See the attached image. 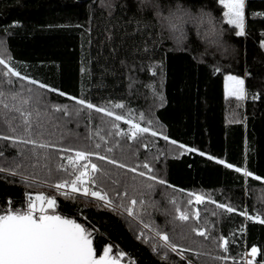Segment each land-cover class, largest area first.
<instances>
[{
  "label": "trees",
  "instance_id": "trees-1",
  "mask_svg": "<svg viewBox=\"0 0 264 264\" xmlns=\"http://www.w3.org/2000/svg\"><path fill=\"white\" fill-rule=\"evenodd\" d=\"M186 3L210 13L213 23L203 32L197 25L191 39L187 32H178L174 43H169L161 24L162 13L144 10L152 7L151 0L140 8L137 0H0V58L7 61L11 57L10 66L22 75L66 93L61 96L59 92L44 90L50 104H67L72 110L73 96L106 108L123 103V109L114 110L124 115L132 110L137 122L139 114L144 112L147 116L152 106L154 128L167 135L169 141H164L163 136L153 138L150 133L135 141L113 135L106 137L108 146L112 147L115 141H120V146L108 155L127 163H133V159L143 162L147 157L158 177L172 186L157 184L151 194L155 206L146 208L145 220L150 216L162 232L185 249V255L198 264H224L216 259L220 255L229 256L227 264H233L232 257L240 264L246 245H259L264 250V224L240 215L245 211L264 218V48L259 44L264 36V15L260 14L264 13V0H245L246 34L241 37L234 35L231 30L234 26L224 22L218 0H186ZM138 23L149 49L154 46L151 64L156 66L155 77L147 71L150 63L147 59L143 61L145 71H140L142 51L137 49L142 50L144 45L137 32ZM214 28L219 29V35ZM215 66H221L222 71L213 73ZM3 70L0 66V71ZM229 73L245 79L244 100L225 97L223 78ZM153 82L158 85L163 103L154 102L152 90L146 87ZM8 87L5 85L6 90ZM14 87L18 89L20 84ZM254 94L259 98L253 100ZM49 112L52 123L46 124L44 138L52 134L53 142L73 149L92 150L93 143L85 137L91 131L95 142H101L94 134L96 126L114 119L91 110V123L81 118L78 123L72 121L66 127L56 128L57 122L63 125L67 118L51 108ZM119 124L127 131L126 124L122 121ZM5 131L0 123V132ZM171 140L196 151L178 150ZM129 145L136 153L135 158H128ZM0 151L4 153L0 167H7L17 149L0 141ZM49 152L51 159L46 163L53 170L51 177L43 167V160L35 168L27 167L26 174L35 173L28 183L22 182L19 175L0 173V212L9 206L22 207L29 196L55 194L43 182L68 179L63 169L56 170L58 164H67L66 154L59 155L57 149ZM100 152L104 154L103 147ZM220 160L225 164H220ZM94 161L112 173L124 172L96 157ZM228 163L234 167L228 168ZM237 167L253 176L236 172ZM132 175L128 173L129 179ZM105 184L113 187L107 178ZM189 193L204 195L206 199L196 204L193 196V204L189 206L186 203ZM173 197L182 211L190 213L187 222L174 220V213L165 214L166 209L172 208ZM55 200L54 211L85 224L90 220L105 234V244H111L115 250L118 246L125 252L124 261L128 263L185 264L180 255L170 251L168 258L163 259L162 248L154 253L149 244L137 239L140 225L126 213L121 214L120 209L113 212L99 206L96 200L75 194H68L67 198L56 194ZM221 203L236 211L228 213L218 207ZM197 211L198 219L191 215ZM194 227L206 229V236L192 232ZM144 231L153 237L150 230ZM221 236L228 240V253L218 247L223 242ZM98 239L94 237L95 247ZM154 242L163 244L157 238Z\"/></svg>",
  "mask_w": 264,
  "mask_h": 264
},
{
  "label": "snow or ice",
  "instance_id": "snow-or-ice-1",
  "mask_svg": "<svg viewBox=\"0 0 264 264\" xmlns=\"http://www.w3.org/2000/svg\"><path fill=\"white\" fill-rule=\"evenodd\" d=\"M222 6V18L226 25L234 26L231 30L236 37L244 36L245 33V0H218ZM215 6V4H214ZM159 15V13H157ZM264 15V13H260ZM184 16H188L198 23L203 25L207 22L212 25L213 20L210 13H201L198 17H191V14L185 13L181 16L169 17V24L179 33H183L180 23ZM175 21V23L173 22ZM219 35V29H213ZM137 32L141 35V44L144 45L142 51L140 71H145L143 61L147 59L150 63L147 71L153 77L156 75V66L151 64L152 52L154 46L149 49L148 40L144 36V30L137 25ZM111 39V37H109ZM2 43V42H0ZM260 47L264 48V36H262ZM6 52L7 49H4ZM116 49H113L115 52ZM11 57L7 61L0 58V66H3V71H0V123L6 128L5 132H0V141H6L9 147L17 149L16 156L12 157L11 162L7 167H0V173H5L13 177L19 175L22 182L28 183L31 178H34L35 173L31 176L26 174L27 167H36L41 160L45 161L43 167L47 168V175L52 176V169L48 167L47 161L51 159L49 150L57 149L58 154L64 156L66 154L67 164H58L56 170H64L68 179L61 180L55 184L56 189L70 188L72 193H82L84 197L96 198L99 206L107 208L110 211L121 209L122 213L127 214V217L140 225V235L137 239H142L144 243L149 244L154 253L162 248L164 250L163 259H167V253L173 252L185 259L183 249L180 245L172 241L169 236L162 232L158 225L151 220V217L145 220L147 215L146 208L154 207L155 202L151 200V194L155 190L157 184L167 186V181L158 177L156 172L150 166L148 158L143 162L138 159H133V163H127L124 160H117L109 156L108 153L114 151V147L120 146V141H115L112 147L108 146L106 137L113 135L126 138L128 141L139 140L142 134H151L155 138L163 136L164 141H169L167 135H163L161 131L154 128L156 121L151 116L152 106H149L148 115L144 112L139 114V121L129 110L127 115L118 114L114 109H123V103H115L112 108L101 107L93 104L91 101L84 98L70 97L74 101V108L70 110L67 104L55 105L50 104L45 91L59 92L58 89L52 88L48 84L42 83L28 75H22L21 72L10 66ZM123 64L124 61H121ZM83 71V69H82ZM221 66L212 68L213 73H220ZM250 75L249 73H245ZM26 82V83H25ZM19 83L17 89L15 84ZM5 85L9 86L7 90ZM152 90L153 100L163 103V97L159 94L158 85L153 82L146 85ZM223 87L225 97H234L237 101L244 100L247 95L245 88V79L239 75L227 74L223 78ZM59 95L65 96L66 93L59 92ZM259 96L254 94L252 99H258ZM111 103V102H109ZM51 108L55 112H62L63 117L67 118L62 125L57 122L56 128L66 127V123L78 121L81 118L86 119L91 123V110L97 113H103L112 120L103 121L95 128V136L102 142H95L93 133L90 131L85 139L93 143V149H73L72 147H64L61 144L51 140L49 134L48 139H45L46 124L52 123ZM126 124L127 131H124L119 122ZM146 125V126H145ZM106 132V135L103 134ZM63 140V136H61ZM171 145L177 146L178 150H185L184 144H177L176 140L170 141ZM104 148V154H101L100 149ZM129 147V159L135 158L136 153L131 151ZM147 147V145H145ZM123 151V149H121ZM187 151L195 152V148H187ZM74 153V155H73ZM204 155V153H201ZM4 153L0 151V157ZM93 157L100 161H105L107 164L115 166L118 170H124L123 173L117 171L112 173L101 168L97 163L93 162ZM212 159V157H209ZM30 162V163H29ZM220 164H225L224 160L219 161ZM228 168L234 166L230 163L226 165ZM69 168L71 169L69 171ZM236 172H242L244 176H253V173L239 167L235 168ZM128 173L133 175L129 179ZM115 176L116 178H113ZM111 181L113 187L109 188L105 184V179ZM260 180V177H255ZM119 186V187H117ZM122 188V191H121ZM114 193V195H110ZM67 198V193H64ZM167 195V189H165ZM196 204H201L206 197L201 194L189 193L187 205L193 204L192 197ZM146 197L148 198L146 200ZM210 199V197H209ZM216 203V201H212ZM172 208L166 209V215H173V219H178L181 222H187L190 219V213L187 210L182 211L179 202L175 198H171ZM218 207L225 209L228 213L235 212L236 209L229 204H219ZM56 200L50 196H45L43 193L28 197L26 206L13 208L9 206L0 212V264H122V258L126 255L124 251L119 250L116 246V254L113 255L114 248L111 244L104 243V233H100L96 226L87 220V224L78 222L77 219L68 218L66 215L57 214ZM81 211V210H77ZM197 219L199 211L191 213ZM215 215V213H213ZM241 216H245L250 220H259L264 224V218L259 215L250 216L247 212L241 211ZM144 230H150L153 237L145 235ZM192 232L199 236H206V229L192 228ZM99 237L97 246L94 247V237ZM155 238L163 241L162 245L155 243ZM222 243L218 247L223 249L224 253H228V240L224 237H219ZM102 248V254H99V249ZM264 257V250H258L256 246H252L250 258L240 256V264H264V259L256 261L258 255ZM216 259L227 264L229 256L220 255ZM233 264H236V257H232ZM129 264H134L130 261ZM188 264H192L189 260Z\"/></svg>",
  "mask_w": 264,
  "mask_h": 264
},
{
  "label": "clouds",
  "instance_id": "clouds-1",
  "mask_svg": "<svg viewBox=\"0 0 264 264\" xmlns=\"http://www.w3.org/2000/svg\"><path fill=\"white\" fill-rule=\"evenodd\" d=\"M149 0H137V7L140 8L142 4H148ZM152 7L145 8V11L151 10L153 12L159 11L162 13L160 19L162 27L166 34V39L169 43H174L175 34L178 33L168 22L169 17L181 16L185 13L191 14V17H198L201 13H206L203 8L197 6L195 9L191 5L186 3V0H151ZM175 23V21H173ZM198 23L193 19H190L188 16H184L183 21L180 23L183 32L188 33V39H191L194 29L197 27ZM203 32V29L208 27L207 22L203 25H199Z\"/></svg>",
  "mask_w": 264,
  "mask_h": 264
},
{
  "label": "built area",
  "instance_id": "built-area-1",
  "mask_svg": "<svg viewBox=\"0 0 264 264\" xmlns=\"http://www.w3.org/2000/svg\"><path fill=\"white\" fill-rule=\"evenodd\" d=\"M56 184V183H55ZM55 184H47L50 188H52L53 189V191H54V193L55 194H50V195H48V194H46L45 196H50V197H52V198H56V194H61V195H65L64 193H67V195L68 194H76V195H80V196H83V194L82 193H72L71 192V189L70 188H63V189H56V187H55ZM87 198H89V199H93V200H96V198H93V197H87ZM23 206H26V204L25 205H23ZM56 213H59L58 211H55ZM163 242V241H162ZM250 253V248H249V246L248 245H246V248H245V251H244V256L246 257V258H250V256L248 255ZM183 255H184V257H185V264H188V261L189 260H191L192 261V264H198L197 262H195L194 260H192L190 257H188L187 255H185L184 253H183ZM126 256V255H125ZM124 256V257H125ZM124 257L122 258V260L124 261ZM255 260L256 261H260L259 260V258L258 257H256L255 258ZM128 263V262H127ZM129 264V263H128Z\"/></svg>",
  "mask_w": 264,
  "mask_h": 264
},
{
  "label": "rangeland",
  "instance_id": "rangeland-1",
  "mask_svg": "<svg viewBox=\"0 0 264 264\" xmlns=\"http://www.w3.org/2000/svg\"><path fill=\"white\" fill-rule=\"evenodd\" d=\"M243 78V77H242ZM73 155H74V153H73ZM93 159V162H95L94 161V157L92 158ZM61 181V180H60ZM59 182V181H58ZM57 183V182H56ZM43 184H45L46 186H48L47 184H55V183H44L43 182ZM49 187V186H48ZM50 188V187H49ZM44 195H46L47 193H43ZM48 195H50V194H48ZM76 195V194H75ZM80 196V195H79ZM82 197H84V196H82ZM33 198V197H32ZM85 198H87V197H85ZM34 199V198H33ZM28 201V200H27ZM27 203V202H26ZM121 210V209H120ZM152 235H153V233H151ZM158 239V238H157ZM249 248L251 249V247L249 246ZM115 254H116V250H115ZM257 257H261V255L259 256V254L257 255Z\"/></svg>",
  "mask_w": 264,
  "mask_h": 264
},
{
  "label": "water",
  "instance_id": "water-1",
  "mask_svg": "<svg viewBox=\"0 0 264 264\" xmlns=\"http://www.w3.org/2000/svg\"><path fill=\"white\" fill-rule=\"evenodd\" d=\"M57 214H60V213H57ZM68 218H70V217H68ZM78 222H80V221H78ZM82 223V222H81ZM94 247H95V244H94ZM100 254H102V252L100 253ZM113 255H115L114 253H112ZM122 264H128L126 261H123L122 260Z\"/></svg>",
  "mask_w": 264,
  "mask_h": 264
},
{
  "label": "crops",
  "instance_id": "crops-1",
  "mask_svg": "<svg viewBox=\"0 0 264 264\" xmlns=\"http://www.w3.org/2000/svg\"><path fill=\"white\" fill-rule=\"evenodd\" d=\"M252 246H256V247L258 248V250H261V247H260L259 245H252ZM252 246H250V247H252ZM258 254H259V256H260L259 251H258Z\"/></svg>",
  "mask_w": 264,
  "mask_h": 264
},
{
  "label": "flooded vegetation",
  "instance_id": "flooded-vegetation-1",
  "mask_svg": "<svg viewBox=\"0 0 264 264\" xmlns=\"http://www.w3.org/2000/svg\"><path fill=\"white\" fill-rule=\"evenodd\" d=\"M101 252H102V251H101ZM101 252H100V253H101ZM100 253H99V254H100ZM113 253L115 254V249H114Z\"/></svg>",
  "mask_w": 264,
  "mask_h": 264
}]
</instances>
